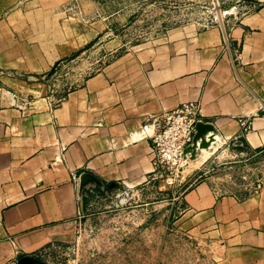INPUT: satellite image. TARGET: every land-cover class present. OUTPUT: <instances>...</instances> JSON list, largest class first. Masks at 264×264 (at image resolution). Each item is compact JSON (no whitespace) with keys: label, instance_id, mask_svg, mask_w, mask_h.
Here are the masks:
<instances>
[{"label":"crops","instance_id":"obj_1","mask_svg":"<svg viewBox=\"0 0 264 264\" xmlns=\"http://www.w3.org/2000/svg\"><path fill=\"white\" fill-rule=\"evenodd\" d=\"M65 1L0 0V264L41 260L71 239L105 188L155 182L152 118L183 102L198 101L202 120L218 132L206 150L264 153L261 0L135 50H124L115 30L107 36L104 19L71 15ZM91 44L107 61L52 88L51 71ZM194 169L185 171L201 179L182 192L183 219L219 244L218 264H264V175L259 188L240 193ZM84 172L104 186L91 182L81 196Z\"/></svg>","mask_w":264,"mask_h":264},{"label":"rangeland","instance_id":"obj_2","mask_svg":"<svg viewBox=\"0 0 264 264\" xmlns=\"http://www.w3.org/2000/svg\"><path fill=\"white\" fill-rule=\"evenodd\" d=\"M242 1L66 0L61 7L87 21L104 19L110 27L107 36H114L113 29L124 50H135L182 25L218 23ZM107 56L97 45L87 46L71 57V63L62 64L52 88L75 84L106 62ZM188 162L173 182L160 176L143 187L105 188L103 200L86 211L71 239L55 243L39 263L218 264L219 244L183 219L182 192L201 179L185 169L201 170L203 177H213L223 190L249 193L262 182L264 153L235 155L212 148L199 153L192 166Z\"/></svg>","mask_w":264,"mask_h":264},{"label":"built area","instance_id":"obj_3","mask_svg":"<svg viewBox=\"0 0 264 264\" xmlns=\"http://www.w3.org/2000/svg\"><path fill=\"white\" fill-rule=\"evenodd\" d=\"M53 73L56 75L57 70ZM152 119L155 125L152 135L155 171L173 182L180 176L185 148L193 143L196 123L202 120L201 105L194 100L183 102L173 109L155 114Z\"/></svg>","mask_w":264,"mask_h":264},{"label":"water","instance_id":"obj_4","mask_svg":"<svg viewBox=\"0 0 264 264\" xmlns=\"http://www.w3.org/2000/svg\"><path fill=\"white\" fill-rule=\"evenodd\" d=\"M218 142V132L211 122L200 120L196 123V133L194 134L193 143L187 146L183 153L182 164L188 161L195 160L202 150H206L211 146H215ZM94 182L100 186H104L102 181L89 172H84L80 175V195L82 196L83 188L87 184ZM19 264H33L41 262L40 259L33 256L24 255L19 259Z\"/></svg>","mask_w":264,"mask_h":264},{"label":"trees","instance_id":"obj_5","mask_svg":"<svg viewBox=\"0 0 264 264\" xmlns=\"http://www.w3.org/2000/svg\"><path fill=\"white\" fill-rule=\"evenodd\" d=\"M81 52V50L75 52L71 57H74L75 55L79 54ZM54 71V69L51 71V73Z\"/></svg>","mask_w":264,"mask_h":264}]
</instances>
